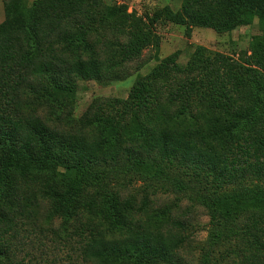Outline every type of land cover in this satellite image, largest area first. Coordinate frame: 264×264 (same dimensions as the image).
Returning a JSON list of instances; mask_svg holds the SVG:
<instances>
[{
	"label": "trees",
	"instance_id": "obj_1",
	"mask_svg": "<svg viewBox=\"0 0 264 264\" xmlns=\"http://www.w3.org/2000/svg\"><path fill=\"white\" fill-rule=\"evenodd\" d=\"M3 10L0 264H17L25 241L48 230L79 237L92 263L130 264L137 253L134 264H174L188 239L176 231L193 225L149 210L148 190L166 184L209 218L200 264H264V0H181L144 16L104 0H4ZM254 20L262 35L240 62L197 46L180 65L176 51L125 99L73 115L80 81L122 80L158 48L154 24L222 33ZM139 179L149 183L137 206L120 190ZM131 214L144 218L137 228Z\"/></svg>",
	"mask_w": 264,
	"mask_h": 264
},
{
	"label": "rangeland",
	"instance_id": "obj_2",
	"mask_svg": "<svg viewBox=\"0 0 264 264\" xmlns=\"http://www.w3.org/2000/svg\"><path fill=\"white\" fill-rule=\"evenodd\" d=\"M3 1L0 0V23L4 20ZM38 0H27L29 4ZM106 4L122 5L128 13H135L137 16L151 14L155 9L169 6L173 11L180 10L181 0H104ZM156 33L160 38L158 48L148 47L142 51L141 57L137 62L130 64L132 74L122 80L115 81H80L75 97L73 115L76 119L84 118L92 113L94 104L97 101L106 99H125L138 76L146 75L158 62L170 54L178 51V63L185 65L191 54L197 46L204 47L208 52L220 53L230 57L236 62L243 59L244 53L248 51L253 37L262 35L257 26V20L251 24L238 26L228 32H216L209 28L191 27L187 34L186 26L167 23L160 26L154 24ZM134 69H137L133 71ZM93 107V109H92ZM144 174L153 175L156 168L153 166H139ZM63 169L58 168L57 173H62ZM64 180H70L72 176L68 173L60 174ZM149 182L139 179L133 185L120 190L123 197L133 196L135 203L140 205L142 199V190ZM120 189V188H119ZM149 210L163 211L169 208V214H166L165 220L187 221L193 227L186 230H175L180 235H187L188 239L178 251L179 260L174 264H200L198 257L200 249L206 246L208 237L209 218L205 211L198 205L193 204L187 198L191 196L188 192L187 197L177 201V192L169 184L164 188L158 185L155 189H149ZM43 213V212H42ZM45 213V212H44ZM129 226L137 228L143 219L131 214L127 217ZM60 220H55L52 229L58 228ZM168 222L162 226H157L158 230L165 232L169 229ZM126 230L128 228L125 227ZM165 230V231H164ZM117 236L124 234V230L116 233ZM119 234V235H118ZM26 240V246L20 247V254L17 258V264H96L83 257L81 247L78 243L79 237H69L53 235L49 230L43 233L30 236ZM137 253L130 255V264L137 260ZM141 258V257H140ZM144 259L141 258V263ZM117 264V263H116ZM160 264V263H156Z\"/></svg>",
	"mask_w": 264,
	"mask_h": 264
}]
</instances>
